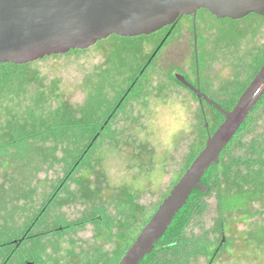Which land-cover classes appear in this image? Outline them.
Instances as JSON below:
<instances>
[{"label":"rangeland","instance_id":"1","mask_svg":"<svg viewBox=\"0 0 264 264\" xmlns=\"http://www.w3.org/2000/svg\"><path fill=\"white\" fill-rule=\"evenodd\" d=\"M201 17L203 80L244 87L264 62V17L220 19L206 10ZM175 30H185L184 21ZM133 39L122 50V40L110 36L85 50L25 64L0 92V140L13 123L36 128L57 112L81 119L102 101L103 116L153 46L152 37ZM167 46L169 71L187 69V40L174 38ZM164 57L149 65L66 182L65 169L89 138L34 140L23 159L0 158V264H116L131 233L203 146L204 122L208 131L221 122L207 107L203 118L195 96L159 64ZM263 142L264 99L216 168L225 243L210 264H264ZM200 204L182 245L162 253L158 264L208 263L220 238L214 184ZM82 219L91 220L75 229L60 226Z\"/></svg>","mask_w":264,"mask_h":264},{"label":"water","instance_id":"2","mask_svg":"<svg viewBox=\"0 0 264 264\" xmlns=\"http://www.w3.org/2000/svg\"><path fill=\"white\" fill-rule=\"evenodd\" d=\"M200 9L216 18L241 19L251 13L264 17V0H0V63L27 64L42 58L85 50L110 36L138 37L173 26ZM184 86L211 104L222 121L208 131L202 148L142 225L116 264H138L151 252L193 189L219 161L223 149L264 94V62L230 109L202 94L184 76ZM26 264H34L32 261Z\"/></svg>","mask_w":264,"mask_h":264},{"label":"trees","instance_id":"3","mask_svg":"<svg viewBox=\"0 0 264 264\" xmlns=\"http://www.w3.org/2000/svg\"><path fill=\"white\" fill-rule=\"evenodd\" d=\"M151 35L152 34L133 37L134 38L133 40L137 41L144 37H150ZM130 40L132 39H130L129 37H125L124 39H122V44L120 45L119 50H122L126 46L127 47L130 46ZM145 62H143L144 64L141 67L148 68L149 64ZM24 65L25 64L16 65L13 63H0V92H2L4 89L10 87L13 84V82L19 76L20 69ZM141 67H138V69L134 71L128 86L122 92L119 93V99L114 104L109 105V108L104 112L103 116L102 114L98 113V110L99 109L102 110V108L105 107L103 105L104 101L98 104L99 106L97 105V110L94 111V113L86 112V111L83 112L81 119H77L76 117L65 113L59 115L57 112L54 115H52L50 121H48L47 123H42L36 128L35 127L27 128L25 124L19 122L9 125L6 133H4L1 136L2 139L0 140V158L11 157L16 160L23 159L26 156V153L29 151L32 141L34 140L51 139L53 141H68L72 137L78 138L80 140L89 138L86 144H84L83 147L72 158L68 168L65 169V176L61 180V183L66 182V180H68L72 176V174L76 171V169L79 167L81 162L86 157V154L95 145L96 139L108 127L109 121L112 119L114 114L120 109L125 99L134 90L140 77L144 74L143 72L142 75H140L139 78L137 79L138 76L137 73ZM174 80L177 83H179L176 79ZM263 99H264V94L261 96L254 109H256L263 102ZM235 101L236 100L231 102L232 103L231 106H226L224 104H221V106L226 109H230V107L234 105ZM254 109L251 112H253ZM213 111L218 115H220L222 121L223 116L214 108ZM251 112L249 113L245 121L241 124V126L234 134L230 142L227 144V146L223 149V151L220 154V157L223 155L226 149L231 145L235 136L237 137V135L247 127V125L249 124ZM101 116L103 117L102 121L99 120ZM218 163L212 164L204 173L201 179V182L207 187L206 191L202 192L198 189H193L191 191L185 204L174 215L172 221L168 225L164 234L154 243L151 252L146 254L138 262V264H158L159 256L162 253L175 250L180 245H182V243L185 240L186 230L192 218L194 217L195 213L201 210L200 198L206 195L208 192H210L212 188V184H214L216 188V195L218 198L217 226L220 233V238L218 239V244L212 249V251L209 252V259L207 264H210L211 260L215 257L219 249L222 248L225 243L222 200H221L219 180L216 170ZM155 208L153 209V211L155 210ZM153 211L150 212L146 216V218L142 221V224L138 228V230H136V232H134L133 234L131 233L121 256L130 246L135 236L137 235L138 231L140 230L142 225L149 219ZM90 220L91 219H82L80 221L70 222L67 224L65 223L66 225L64 224V226L63 225L60 226L67 229H75L77 227L84 225L86 222H89ZM25 238L27 237L25 236L24 238H21V240H24Z\"/></svg>","mask_w":264,"mask_h":264},{"label":"flooded vegetation","instance_id":"4","mask_svg":"<svg viewBox=\"0 0 264 264\" xmlns=\"http://www.w3.org/2000/svg\"><path fill=\"white\" fill-rule=\"evenodd\" d=\"M202 11H203V9L198 10L196 12L195 16H193V15L182 16L173 26H166V27L160 29L159 31L155 32L154 34H152L150 37L153 38V46L151 48V51H150L147 59L145 60L146 61L145 63L151 65V64H153V62H155L157 59H160L165 54V57H164L165 59L163 58L164 61L162 59L163 64L161 62L159 64L165 65L164 67L169 71V69L172 65L170 62L166 61L168 59V55H167L168 50L166 53H164L165 47L168 48L167 45H169V43L174 38L177 39V38H181V36H183L192 48L190 56H189L190 62L188 63L187 69H184L183 67L175 66L176 70L175 71H169V74L173 77V79H176V77H175L176 74H180V75L184 76V78L188 82H190L194 87L199 88V90L202 94H204L205 96L210 98L212 101H214L220 105L222 104L223 101L233 102L234 100H237L238 96L240 95V93L242 92V90L245 88V86L248 84L249 81H247V83L244 85V87L239 89L237 87L228 88L227 86L229 84L225 85L221 82L219 83L218 81H217L218 83H212L209 81L205 82L203 80V78L201 76L202 68L200 66L199 55H198L199 54L198 44L200 42H202V37L200 34L201 32L199 31L200 24L203 23L202 22L203 19L201 17ZM181 21H184V23H185V30H180V31L175 30L179 26ZM114 37L119 39V40H122L125 38V37H119V36H114ZM199 37H200V39H199ZM130 39H133V37ZM143 64L144 63H142L139 67H141ZM146 69L147 68H145V67H141L139 69V71L137 73L138 74L137 79L139 78L140 75H142L143 72L146 71ZM219 79H222V78H219ZM233 79L235 80L234 77H233ZM232 81L230 84H232ZM221 84L223 86H225V88ZM180 85L183 86L184 88H186L188 91H190L195 96V98L197 99V101L200 104V112L203 115V118H206L207 110L205 109V107L209 108L212 111H213L214 107L211 104H209L206 100H204L203 98L201 99V101H199L197 98V95L194 91H192L190 88L184 86L182 83H180ZM235 138H236V136H235ZM257 138H258V135L254 137V142L256 141L255 139H257ZM263 148H264V146H263ZM19 241H21V238L18 239V242ZM25 264H26V261H25Z\"/></svg>","mask_w":264,"mask_h":264}]
</instances>
